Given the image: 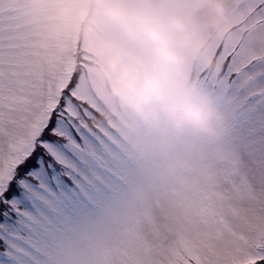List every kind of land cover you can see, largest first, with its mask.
Segmentation results:
<instances>
[{
    "label": "snow or ice",
    "instance_id": "1",
    "mask_svg": "<svg viewBox=\"0 0 264 264\" xmlns=\"http://www.w3.org/2000/svg\"><path fill=\"white\" fill-rule=\"evenodd\" d=\"M28 2L0 0V264H264V41L217 44L226 83L204 79L231 127L177 146L190 166L180 181L90 123L79 74L41 43ZM227 4L264 30V0ZM156 7L209 14L204 0Z\"/></svg>",
    "mask_w": 264,
    "mask_h": 264
},
{
    "label": "rangeland",
    "instance_id": "2",
    "mask_svg": "<svg viewBox=\"0 0 264 264\" xmlns=\"http://www.w3.org/2000/svg\"><path fill=\"white\" fill-rule=\"evenodd\" d=\"M204 2L203 18L179 11L162 17L157 0H29L27 6L29 19H41V43L54 58L74 70L81 60L87 98L111 118L97 124L126 156L158 160L163 176L180 181L190 178V166L177 146L194 151L231 127L227 102L222 106L202 75L211 66L207 76L217 86L226 83L217 44L241 36L264 41V30H245L227 0Z\"/></svg>",
    "mask_w": 264,
    "mask_h": 264
}]
</instances>
